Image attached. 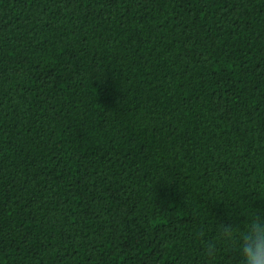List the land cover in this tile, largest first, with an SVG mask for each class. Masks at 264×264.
I'll return each instance as SVG.
<instances>
[{
  "label": "trees",
  "instance_id": "trees-1",
  "mask_svg": "<svg viewBox=\"0 0 264 264\" xmlns=\"http://www.w3.org/2000/svg\"><path fill=\"white\" fill-rule=\"evenodd\" d=\"M237 201L264 211V0H0V264H239L201 239Z\"/></svg>",
  "mask_w": 264,
  "mask_h": 264
},
{
  "label": "clouds",
  "instance_id": "clouds-1",
  "mask_svg": "<svg viewBox=\"0 0 264 264\" xmlns=\"http://www.w3.org/2000/svg\"><path fill=\"white\" fill-rule=\"evenodd\" d=\"M235 206L238 209L235 219L230 214L227 222L216 221L214 240L201 238L203 255L211 260L223 244L235 250L239 264H264V211L251 208L243 201H237Z\"/></svg>",
  "mask_w": 264,
  "mask_h": 264
}]
</instances>
